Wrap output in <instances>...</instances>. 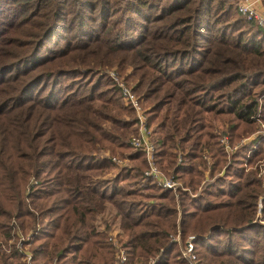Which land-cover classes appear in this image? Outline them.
I'll use <instances>...</instances> for the list:
<instances>
[{"label":"trees","instance_id":"trees-1","mask_svg":"<svg viewBox=\"0 0 264 264\" xmlns=\"http://www.w3.org/2000/svg\"><path fill=\"white\" fill-rule=\"evenodd\" d=\"M110 72L184 189L143 175ZM255 116L264 33L234 0H0V264H27L18 232L30 264H113L107 204L123 264H186L188 235L195 264H264V139L240 142Z\"/></svg>","mask_w":264,"mask_h":264},{"label":"built area","instance_id":"built-area-1","mask_svg":"<svg viewBox=\"0 0 264 264\" xmlns=\"http://www.w3.org/2000/svg\"><path fill=\"white\" fill-rule=\"evenodd\" d=\"M236 11L238 14H240L242 17H244L247 21H253L255 24H257L260 29L264 33V14L255 8L253 3L248 0H239L235 4ZM110 76L113 78V80L117 83V86L119 88V93L121 96L122 101L125 104H129L136 115L137 118V132L133 133L130 136L129 142L133 147H140L144 151V156L146 159L147 167L143 170L144 176H150L154 178L156 183H158L160 186L164 188H169L172 190H175L177 187L185 188L181 185V183L171 174H164L157 166V164L153 160V145L148 139V130L145 127V115H144V109L140 106L139 99L137 95H135L129 86L123 84L119 79H117L113 72L109 73ZM259 117L255 116L254 119L258 120ZM260 132L264 136V124H261L260 126ZM219 141L222 144L224 150L226 152H229L232 150L233 146H231L224 134H221L219 137ZM111 160L116 165H121L124 163L125 158L121 156H111ZM263 161L258 162V172L257 174L259 176L264 175V168L261 167ZM260 203L259 200L257 201V209H259ZM116 230L109 231L106 230L107 233V240H109L113 247H114V260L113 264H123V261L125 260V253L123 248L119 245V243L116 240L115 236ZM28 238V235H21L18 232V241H21L22 239ZM179 236L178 233L173 235V239L175 241L178 240ZM193 238V235H188L185 241L182 243L180 247L181 255L185 258L186 264H195L196 256L193 251L191 239ZM17 241V245L19 246V250L22 252V258L27 263L30 264V253L27 250L26 244L25 246H21L20 242Z\"/></svg>","mask_w":264,"mask_h":264},{"label":"rangeland","instance_id":"rangeland-1","mask_svg":"<svg viewBox=\"0 0 264 264\" xmlns=\"http://www.w3.org/2000/svg\"><path fill=\"white\" fill-rule=\"evenodd\" d=\"M254 120H255V123H256L255 130H253L251 133H247V134L241 135L240 142L246 141L247 139L253 137L255 134H260L263 137V139H264L263 134L260 132V129H261L260 126H261V124H264V122L260 118H258V120H256V119H254ZM214 124L217 126L218 130H219V128L222 129L221 126H223V127L225 126L223 123L221 124L218 121H216ZM261 159H263V160H259V161H263L264 162V158H261ZM263 162H262L261 167H263ZM244 167H245V169H247V168L250 167V165L245 164ZM177 180L179 181V179H177ZM257 210L259 211V209H257ZM104 223L106 225H103ZM96 225L99 228H102V227L104 228L106 226L105 229L109 230V231H113V230L117 231L118 230L117 229V217H114L113 209H112V207L109 204L106 205V208H105V210L103 212L97 214ZM178 240H180V239L178 238Z\"/></svg>","mask_w":264,"mask_h":264},{"label":"crops","instance_id":"crops-1","mask_svg":"<svg viewBox=\"0 0 264 264\" xmlns=\"http://www.w3.org/2000/svg\"><path fill=\"white\" fill-rule=\"evenodd\" d=\"M234 1L236 4V2H238L239 0H234ZM248 1H251L253 5L255 6V8H257L264 14V0H248Z\"/></svg>","mask_w":264,"mask_h":264}]
</instances>
